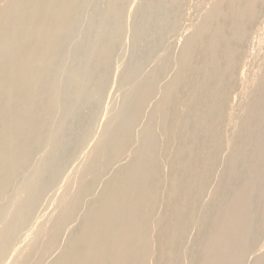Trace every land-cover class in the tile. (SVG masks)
<instances>
[{"label":"bare ground","instance_id":"6f19581e","mask_svg":"<svg viewBox=\"0 0 264 264\" xmlns=\"http://www.w3.org/2000/svg\"><path fill=\"white\" fill-rule=\"evenodd\" d=\"M88 1L89 0H0V224L4 223L0 227V262L5 258V254L6 252L9 251L8 248L10 247V245L12 247L13 240L15 238H19V237H16V233L18 232V229L21 228V226L25 224L24 222L26 221V219H28L29 214L31 213V208L33 206V204H31V200L33 199L36 192H38L37 190L39 188L38 187L39 177L44 172H46L47 167L51 165L49 163H50V156L52 155H46V156L40 157L38 162L36 161L37 162L36 166H34L35 170L32 168V171H30L32 172L30 176L28 174L29 177L27 176L28 178L27 181L24 183L23 180H21L22 183L24 184H21L20 182L21 186H19L20 187L19 189L17 187L18 190L16 189V187L13 186L14 181H16L15 179H16L17 174H18L17 177L21 179L25 177V176L20 177L19 172H22V171L24 172V170L26 169L25 166L28 163V159L30 158L29 156L31 152L33 151V149L36 150L35 147L41 144L42 140L45 137V134H47V133L44 134L45 130L42 132V126L37 127L36 123L37 124L40 123V120H43V122L45 123V121H47L49 117L52 118L53 114L51 112H54V111H51V109L52 108L53 110L55 109L54 104L56 100L59 98L58 100L60 102L64 98V97L63 98L61 97L62 96L60 94L61 91H59L58 89L59 84L57 83L58 85H54V83H52L53 77H54L52 73H55L57 76V70L55 72V69L59 68L57 66V63H58L57 58L59 57L61 53V49L65 48L64 43H66L67 39L72 35V32H74V30H76L77 27L80 30V26H77L76 23H78V21L79 22H82V21L80 20L77 21V19H79L77 17L79 16L78 15L79 13L83 12L84 10L83 8L85 7V5L86 4L88 5L87 3ZM100 1L101 0H99L98 2L101 4L103 0L101 2ZM109 1H108V5L105 4V6H107V8L106 7L105 8H106V12L110 16L109 21L111 22L107 20L106 18L107 14L105 12L104 14L106 15L104 17L106 19L104 18H103L104 20L101 19L102 22H100L101 23L100 28L104 32L102 34H105L106 32L107 35L104 36V42L103 44L101 43L102 46L97 48L98 49V51L96 52L97 57H95L96 53H94V58L95 59L97 58L96 60L95 59L94 60L98 64H101L102 62H105V63L108 62L106 61V59H109L108 54H110V52L113 50L112 49L113 45L116 44L115 37L117 35L116 34L117 31L120 30L121 28L125 29L123 23H126V22H122L121 18L124 19V17L127 15V11H126L127 7L125 8L124 6H125V2H128L129 0H112V1L109 0ZM153 1L154 0H147V3L150 6L149 5L145 6L146 4L144 5L145 7L143 9H145L146 7L149 8L148 12L146 10L147 15L144 13V11H142L143 9H140L142 13L146 15L145 16L146 18L151 19V16L152 18H155V11H153L154 10L153 7L155 8V6H154ZM158 1H160L159 2L160 4L159 3H158L159 5L157 4V9L155 8L156 14L160 13L159 9H162L164 7L170 9L168 13L166 12L167 16L165 15L164 17L162 13L164 18L161 17L160 22H162V19L165 24L171 21L173 23V25H171L172 27L174 26L175 23H178L177 20H179L180 22V19H177L178 16L176 17L175 14H177L176 11L179 9V7L181 5L182 6L184 5L182 4L183 0H170L172 3L170 2L171 5H168L169 7L165 6L167 5L166 3L168 2V0H158ZM158 1L156 2L154 1V2L157 3ZM198 1L200 2V0ZM261 1L262 0H210L209 1L210 5H208L209 6L208 9L206 8V10H204L205 13H203L204 15L203 14H202L203 16L201 15L202 17L201 21L199 20L200 21V22L198 21L199 23L195 22L196 24L194 22H193L194 24L190 23L191 24L190 26L187 24L186 27L188 28L189 26V28L191 29L189 31L190 33L189 34L187 33L186 35H184L185 37H183V39L184 38L185 39L184 41H182V44H180V47H178L177 52L174 53V57H170L171 53L169 54L167 53L168 51H170L169 50L170 45L169 46L165 45L167 47H164L162 50L160 49L159 50L160 52L158 51L160 54L159 53H158L159 55L157 54L158 55L157 61L161 63V66H159L157 62H156L157 64L156 65L155 60L153 61L156 66H159V68L153 74L150 73L152 74V77L150 75L148 83H146L145 81V83L143 82V84L142 83L140 84L141 86L136 85L137 83L134 86H131V83L127 81L128 85L130 83L129 85L130 87H127L130 89L127 91L130 92L131 90V93H134V92L136 93V95L134 94L135 96L133 95L134 97L133 100L131 97H130L131 99L129 98L130 101L128 100V98L124 99V102L125 100H128V103L126 102L127 105H129V107L131 105V107L133 108L130 111L131 114H129L130 113L129 112L128 113L129 115L126 114L127 115L126 117L123 116V113H124L122 111L124 109L123 107L122 110H119V112L120 111L123 112L122 115L118 114L119 112L117 110V114L114 113L116 114V116L115 115L112 116V113L110 116H108L105 122V125L103 126V129H102L103 131L99 139L93 144V146H90L91 148L88 151V154L90 153L92 155V157L90 156L91 161L89 160L90 162H88L87 159H85L88 162V164L84 165V168H82L84 170L83 171L81 170L82 172L78 170L79 172H81L79 173L78 176L74 178L72 177L73 179L68 178L64 182V184L67 185L65 193H63V195L61 193L62 196L59 197V199L55 200L56 203H54L55 204L54 209L51 210L49 215L47 214V218H45V220H43L40 223L37 222L39 225L35 223L38 226H36V228H33L34 230L33 229L31 230L33 231L32 237L34 238H32L29 244H26L25 247H21V250L22 251L24 250V253L22 254L21 257H18V258L16 257L15 261H12L14 264H162V263L163 264H239V262H241L242 254L246 252V246H245V241H246V236H247L246 234L250 232V231H248L247 233L245 232L248 229V226L245 230L243 227L244 222L247 221L246 216H247L249 207H251L249 206V204L251 205L250 198H249L250 197L249 191L252 190L251 189L252 187L250 188L251 190H248V186H250L249 185L250 182L249 184H244L245 187L243 188L241 187L243 185L242 184L240 186L242 190H240L239 192H237L238 189L236 190L235 188L236 186H235L233 189L236 191L234 194L230 196V198L226 199L225 196L221 198L218 195L220 198L218 199L217 197L216 199H218L221 207L220 208L218 207L216 217L218 216L219 218L216 219L215 217V220H213V222L210 223V225L209 224L207 225V223L203 225L204 220L202 222V219H200L202 222V225L201 224L199 225L198 223L200 222V220H198L199 222L196 221V214L200 213L199 215H202L204 213L203 211H205V209L208 207L209 203L207 202H210V200H212L209 198H208L209 201L204 200V197L206 198L209 196L210 198H212L215 195H217L218 188L215 189L214 187V189L211 188L210 190V188L208 189V187H206L207 180L211 179L210 175L212 174L214 178H221L222 176H228L229 178V176L234 175L237 169L236 167L240 163L238 159L232 158L230 160L231 165L228 168L223 167L224 169L222 168L219 169V167L215 165L217 163L216 162L217 154L222 152L220 151L221 147L224 148V146H222L223 144L221 145V142L223 140H220V135L221 134L225 135V134H223L224 132L222 133L219 131L221 130V121L223 120L222 118H223L224 109H225L224 106H226L225 104L228 101V99L231 98L230 93L233 92V89L232 91H230L232 88L230 86L232 85L231 84L232 77L234 78V75H233L234 73L232 72H234L233 70L238 65L237 64L239 63L238 60H240L238 47L232 44H231L232 46L231 45L228 46V44L226 45L225 42L227 41V39H230V38L239 41L247 37L246 35L247 34L246 26L248 25L247 23L252 22V21L254 22V20L256 19V15L259 12V10L257 12V7L260 6L258 4L259 3L261 4ZM142 2H143L142 4H144L143 0ZM99 3L98 5L100 6ZM196 3L197 1L194 4ZM200 3L199 4L197 3L198 6H194V4H191V5H193L194 7L193 6L192 7L195 8V7H199L201 5ZM204 3L206 4V0ZM126 5L128 4L126 3ZM150 8L153 10H151ZM81 10L82 12H80ZM125 11H126V15H125ZM197 12L196 14H198ZM135 14L137 13L133 11V13L131 15L128 14V16L132 18L133 16H135ZM123 15L124 17H122ZM128 16H127V19H129ZM190 19L188 20V22L190 21ZM93 20L95 21V19ZM158 20L156 19L152 20L153 24H154V21L157 22ZM195 20L196 18L194 19V21ZM258 20L259 19L257 18V21ZM135 21L138 22L136 19ZM135 21L134 23H136ZM143 21H145L146 23V19ZM191 21H193V19H191ZM171 22L170 24H172ZM91 23L92 22L90 21L89 24ZM96 23H98L97 20H96ZM139 23L140 22L136 23L138 24V26L135 25L136 28L137 27L141 28V26H139ZM180 24L178 25L180 26ZM75 25H76V28L74 27ZM86 25L88 26V24ZM178 25L176 24L175 27ZM152 26L153 25H151V27ZM161 26H159V28ZM88 28L86 29V31H88ZM92 28H93V24H92ZM95 28L92 29V32L96 31ZM98 28H99V25H98ZM184 28L182 29V31L179 28V31H181L182 35L184 33L183 31ZM247 29L249 28L247 27ZM170 30L172 33H174L172 29ZM86 31H84V34L86 33V36H87L88 32ZM154 31H158V30L154 29ZM138 32L140 33V30ZM135 33L137 34V32ZM251 33L250 35L248 34L249 37H251L252 35ZM90 34L92 35L91 32ZM147 34L149 33H146L145 35L148 36ZM176 34H178V31ZM258 34L259 35L256 34L257 38L260 35L262 36V33L260 34L259 32ZM138 35L139 34H137V36ZM263 37H264V33H263ZM71 38H69V40ZM132 38H135V37H132ZM139 39H143V38L139 37ZM150 40L152 39L150 38ZM177 40L175 42L174 40L172 41L174 46L176 45ZM119 41H118V44L119 43L121 44V42ZM154 43L151 45L156 44ZM164 43H162L163 44L162 46H164ZM72 46H73L72 48H74V46L76 45L73 43ZM147 46H150V45H147ZM156 46H158V44ZM67 48H68V45H67ZM90 48L91 47L88 48L89 51H90ZM171 48L173 49L172 46ZM77 49L78 48H76V50ZM80 50H82V48ZM80 50L78 49V51ZM173 50L175 51V47ZM173 50H171L170 52H173ZM71 51L73 50L71 49ZM148 52L150 53L151 51H149L148 49ZM152 52H155V51H152ZM90 53H93V52H90ZM165 54L166 55L168 54V56L166 57ZM135 56L136 55H134V57ZM152 56L154 57V55L151 54V57ZM138 58H140V56ZM223 59H224V62H221ZM73 60L75 59L73 58ZM79 60H81V58H79ZM82 60H84V58ZM135 61L136 60H134V62ZM145 62H147V60ZM96 63L94 64V66L96 65ZM71 64H68V65L70 66ZM78 64H80V62ZM80 65H83V64H80ZM171 65H173V67L174 66L176 67L175 71L174 70L172 71L173 67L170 68ZM94 66L93 68H95ZM107 66L109 65L107 64ZM88 68H89V65H88ZM133 68H136V67H133ZM169 68L171 69L172 73L173 72L174 73L173 74L171 73L173 76L171 75L169 79L167 78L168 81L166 79V82H165L163 73H165V71L169 72L170 70ZM68 69L69 68H66V70ZM80 70L82 71L83 69H80ZM74 71H73L74 75H73L72 81L68 79L66 76V79H68V82L69 80L71 82L72 89L70 88L69 89L70 92H68L70 93L69 99L71 100H73L72 98L75 99V96H78L80 94V89L82 90L81 88L82 81H83L82 79H84L83 76L85 77V74L82 76L81 72L76 71V70ZM94 71L95 69H93V72ZM103 71L106 72V69ZM259 71L262 72L263 75L259 74L260 76L261 75L262 76L259 79H254L253 84L251 85V87H253V85H255L254 83H256V88H254L255 86L253 87L255 95L252 94L255 97V100L253 101V104L249 106L246 105V103L249 100H252L251 99L252 95L250 94V90H249V94L251 95L250 99L248 98V101H246V103L243 104V105L248 106L247 108H245L246 106L244 107V109H246L247 111L245 112L240 111L244 113L248 112L246 114L250 115V117L247 118L246 114L244 115V113L243 115H240V113L237 114V112H239L238 110L240 108L241 109L243 108L242 106V107H239V109L236 111V113L234 114L235 116L233 115V120L232 121L230 120V123H232L234 122L235 117L236 118L239 117L242 119L243 118L242 116H245L247 119L243 118L244 119V120L242 119L243 121L242 120L239 121L240 120L239 119L237 120L239 122H237L235 120L237 122L236 127L238 126L241 129H243L244 127L242 126L243 127L242 128L241 125L244 124V126L245 125L250 126V129L254 130V132L257 131L256 129L259 128V126L261 127L264 124V65H262V70L259 69ZM84 72H86L85 69H84ZM91 72L88 75H92L93 73L91 74ZM99 74H101V72ZM99 74H97L96 72L95 75H99ZM130 74L132 75L133 73H130ZM167 74L169 75V73H165L164 75H167ZM95 75H93V77H95ZM101 76L103 75L101 74ZM101 76L98 78L102 80ZM146 76L148 77L149 75L146 74ZM131 77L135 80L138 79V78H134L135 76L134 77L131 76ZM88 78L91 79V81L89 80V83L94 81L92 80L91 77H88ZM142 78L144 79L145 77H142ZM86 79H87V76H86ZM100 79L97 81L98 82L101 81ZM56 80H55V83L58 82V80L57 81ZM127 80H129V77L127 78ZM248 80L251 81L250 79ZM97 81L95 80V82ZM68 82L66 81V84ZM102 82L103 81H101V83ZM122 83H125V85L123 84V87L124 89H126L125 87L127 86L126 81L124 82L122 81ZM88 85L85 83L86 88H89ZM93 86L91 88H93ZM180 86L189 90L188 91L189 94L192 92V94L188 96L189 98L186 101L177 92ZM123 87L120 86V88H118V92L120 89V92L123 93V91H121V89L123 90ZM229 87H230V90H229ZM60 88H62V86ZM86 90L87 89H85V91ZM87 92H92V90L87 91ZM245 92L246 91L241 92V93H245ZM251 93H253V91ZM119 97L122 98V96H119ZM88 100L93 101V96L89 95L87 98V101ZM152 100H154L152 104L154 106L153 108H149L148 105ZM237 101L239 102L238 99ZM59 102L57 104H61ZM84 102L86 104V99L84 100ZM120 102L121 103L123 102L122 99ZM120 102H118L119 103L118 105L119 107H122L123 106L122 104L124 102L121 105H120ZM200 102L201 103L203 102L206 105L205 106L202 103L205 106V108H203L202 110L201 109L199 110V108L192 107L194 103H200ZM126 103L124 106H126ZM240 103L242 104L243 102L241 101ZM68 104L70 103L68 102ZM88 104L89 103H87L86 107H88ZM171 104H172L173 110H176V111L180 110L181 112H186V115H185L186 117H183L184 119H181L182 115L180 112V115H181V116L179 115L180 120L179 119L174 120L171 116V113H169L166 110L167 105H171ZM66 108H67V105H66ZM71 109H73V107ZM70 111L67 110L66 112H69L71 116ZM64 112H65V107H64ZM225 112L227 111L225 110ZM76 113L74 111L72 114L76 115ZM77 115L79 114L77 113ZM90 115L92 116V114ZM236 115H240L241 117L236 116ZM64 118L62 120H64ZM226 118L228 117L226 116ZM36 119L37 120L40 119L39 122L37 121L35 123ZM84 119L86 118L84 117L83 120ZM254 119H257L256 123H258V126H256L255 123H253V121H255ZM51 120H49L50 124L52 123ZM70 120L72 121V119ZM91 121L92 120H90L89 123ZM190 121L196 122L194 127L189 126ZM82 123L84 125L85 121ZM72 124H74V121ZM45 125L47 124L45 123L43 127ZM69 125L71 126V122L69 123ZM48 126L50 125L48 124ZM224 126L227 127V124ZM230 128L231 130L232 128L235 130V125L234 127L232 126ZM69 129L67 128V126H64L63 129H59V131H56V133L54 132V134H52L51 136H49L48 134L50 133H48L47 136H49L48 139H49V144H51L50 146H53L52 148L59 147L60 142H62L61 144L65 145L64 141L61 139L63 137H66L65 136L66 134L64 135V133H66V131L69 132L70 131ZM75 129L77 128L75 127ZM231 130L229 131L230 133H231ZM47 131H48V128H47ZM81 131H83L81 134L78 133L79 135H82V137L79 136V138L81 139V142L85 141L89 137L91 138L92 130L90 131L88 128H84ZM72 132L70 131V134ZM238 132H239V129H238ZM200 133H203L205 135V140L203 144L201 145V148H196L193 142L181 144V142L186 141L189 137L190 139L195 138ZM233 133L236 135V131ZM234 134H231L234 137V142L231 141L232 138H228L229 140L228 139L227 140L229 144H227V146L228 147L231 146L230 144V141H231L233 142L232 146L233 147L235 146L234 151H237L236 149H238V152H240L239 151L240 149L245 150L244 144L243 145L240 144L242 139H240L238 136H236L235 138ZM222 135H221V138H222ZM70 137H66L65 139L69 138V141H70ZM260 138L263 139L262 137ZM73 139L75 140V137ZM77 140L79 139H76V142ZM175 141H177L176 143L178 144L177 149H174L175 147L173 148V142ZM45 143H47V141ZM224 143H227V142H224ZM44 145H47V144H44ZM82 145L84 148L85 143L84 144L82 143ZM169 145L172 146L173 149H171ZM259 146L264 147V145H259ZM41 148H44V147L41 146ZM59 148H62V147H59ZM71 148H72V145H71ZM247 148L249 147L247 146ZM46 149H49V148H46ZM168 149L175 151L173 155L169 153L171 156L167 154L169 157H167V155L165 154L169 151ZM43 151L45 150H42V152ZM60 152H62V150ZM85 153L87 152L85 151ZM69 156H71V154ZM186 156H188L189 158L190 156L191 157L193 156V161L189 163L186 160ZM55 157H56V154H55ZM251 157L253 156L251 155ZM246 160H248V158ZM257 160H260V159H257ZM64 162L62 161L61 163H64ZM257 162L256 164L253 162L251 163V166L248 169L250 173L254 174V169H256L257 167H261L262 165L264 167V164H261V163H260L261 165L259 164L260 166H258ZM81 163L84 164L85 161ZM242 163L243 162L241 161V164ZM249 165H250V162H249ZM53 167H51V170ZM81 167H83V165ZM23 168L25 169L23 170ZM26 170H28V168ZM256 171L257 170H255V172ZM50 175L52 174L50 173ZM102 175L105 176L103 180L100 178V177H103ZM253 179H254L253 180L254 182L255 179L257 178L254 177ZM19 181L20 180H18V183ZM98 181L100 183V184L98 183L100 187H98L99 186L98 185L97 187L99 189H97L95 192L94 189L97 188L95 186ZM12 186L17 190V193L15 195L16 197L11 196L12 199H10V197L9 199L13 201L16 198L15 199L16 204H14V207L17 205L16 207L17 211L15 210L16 208L14 209V207L12 206L13 208L11 209L15 210L16 213L14 214V211H13V214H14L13 218L9 214V216L12 219L6 221V218L3 219L2 216L4 215L7 216V215L3 214L2 212L3 210L6 211L7 208L5 207V209H3L4 208L3 206H5L4 202L7 198L6 197L7 194L11 193L9 191L11 190ZM12 193L14 194V192ZM204 193L206 194V196H204L205 195ZM86 196L87 197L91 196V197L90 199L88 197L89 200L87 199L86 200L87 202L85 201L86 202L85 203L83 199ZM227 196H229V194ZM8 202L7 204L10 205ZM11 204L13 205V203ZM211 204L213 203L209 204L210 207H211ZM40 205H41V202H40ZM261 213H264V212H261ZM197 219H198V216H197ZM4 220L5 222H3ZM73 222H76L75 225L77 226V228L75 230H69ZM192 223H194L193 225L195 227V231H196V228H198L197 233L195 232L197 236L200 233V232L198 233V230L199 228H201V235L199 236L200 237L202 236V237L201 239L198 240V242H200L199 244L202 248L201 249L202 252L200 253L201 256L199 258H195V257L191 258L190 254H188L190 250L183 247V242L186 239V234L189 235V233H187L188 231L186 232V230H189L188 227L191 228ZM28 226L26 228H28ZM252 227L254 226L252 225ZM31 231L29 232L30 238H31L30 236ZM26 235L28 236V234ZM64 235H66L65 241L63 240ZM197 236L195 235V237ZM192 239L193 238H191V240ZM246 244H249V242H247ZM193 246L195 247L194 243H193ZM190 247L189 249H191ZM249 250H252V248ZM50 254H52L53 257H50L51 260L48 262V258H49L48 255ZM20 255L21 254L16 255V256H20ZM255 257L257 256L255 255Z\"/></svg>","mask_w":264,"mask_h":264},{"label":"rangeland","instance_id":"374dc122","mask_svg":"<svg viewBox=\"0 0 264 264\" xmlns=\"http://www.w3.org/2000/svg\"><path fill=\"white\" fill-rule=\"evenodd\" d=\"M99 0H89L87 3H88V5L86 6L85 5V7L83 8L84 10H83V12H82V10L80 11V12H82V13H79L78 15V17L77 18H79V19H77V21L78 20H80V21H82V22H79L78 21V23H76L77 24V26H80V30H79V28L77 27L76 28V25L74 26L75 28H76V30H74V32H72V35L69 37V38H71L72 36H74V37H72V38H74V39H70L69 40V38L67 39V41H66V43H64L65 44V48L63 49H61V53H60V55H59V57L60 56H62V57H58L57 59H58V63H57V66L61 69H59V68H56L55 69V72H56V70H57V76H56V74L55 73H52V75L54 76H52L53 77V82L52 83H54V85H58V89H59V91H61L60 92V94L62 95H60L63 99L59 102V98L56 100V102H55V104H54V110H53V108L51 109V111H54V112H51L52 114H53V116L52 115H50V116H52V118H54V119H52V118H48V120L47 121H45V123L47 124V125H45L44 127H43V125L45 124L44 122H43V120H40V119H36V121H35V123L38 121L39 122V120H40V123H41V125H40V123H36V126L37 127H41L42 126V132L44 131V134L45 133H50V134H48L49 136H51L52 134H54V132L56 133V131H59V129H63V127L64 126H67V128L69 129V128H71V129H69L72 133L71 134H73V135H71L70 134V131L69 132H67L66 131V133H64V135L66 136V137H70V141H69V138H67V139H65L66 137H63L61 140H63L64 141V144L65 145H63V144H61L62 142H60V145H62V146H60L59 145V147H62V148H59V147H55V148H52L53 146H50L51 144H49V136H47V134H45V137H44V139L42 140V142H43V144H42V142H41V144L40 145H38V146H36L35 147V149L36 150H34L33 149V154H32V152H31V154H30V160L28 159V163L27 164H29V165H27L26 164V166H25V168L27 169L28 168V170H26L25 168H23V170H24V172L22 173V172H19V176L21 177H24V178H19V177H17L18 176V174L16 175V181H14V187H16V189H17V187H18V189L20 188L19 186H21V184H24L26 181H27V176H28V174H29V176H30V174L32 173V172H30V171H32V168L35 170V167L34 166H36V164H37V162H38V160H39V158L40 157H43V156H46V155H52V156H50V163L49 164H51V165H49L48 167H47V169H46V172H44L40 177H39V180H38V192H36V194L34 195V197H33V199L31 200V204H33V206H32V208H31V213L29 214V217H28V219H26V221L24 222L25 224L24 225H22L21 226V228H19L18 229V232L16 233V237H19V238H15L14 240H13V242H12V247H11V245H10V247L8 248V252H6V254H5V258L0 262V264H11V262L12 261H15V258L17 257H21L22 256V254L24 253V250L22 251L21 250V247H25V245L26 244H29V242L32 240V238H34V237H32V233H33V231H31L33 228H36V226H38L39 224L38 223H40V222H42L43 220H45V218H47V214L49 215V213L51 212V210H53L54 209V206H55V204L54 203H56V199H59V197H61L62 195H63V193H65V191H66V186L67 185H65L64 184V182L69 178H74V177H76V176H78L79 175V173H81L84 169H82V168H84V165H87L88 164V162H90L91 160H90V156L92 157V155L89 153L88 154V151L90 150V146H93V144L99 139V137H100V135H101V133H102V129H103V126L105 125V122H106V120H107V118H108V116H110L111 115V113H112V116H116V114H117V110H118V112H119V110H122V108L124 107V109L122 110V111H120L118 114H121L122 115V113H123V116H127V115H129V114H131V109H133L132 107H131V105H130V107H129V105H127V103H128V100L130 101V99L132 98V100H133V95L135 94L136 95V93L134 92V93H131V90H130V92L129 91H127V90H129L130 88H127V87H130L129 85H130V83H131V86H134L136 83V85H140L141 83L143 84V82L145 83V81H146V83H148V81H149V77H150V75H151V77H152V74L154 73V72H156L157 71V69L159 68V66H161V63L159 62V61H157V56L160 54L159 52V50L161 49H163L164 47H167V46H165V45H170L169 46V50L171 51V50H173L174 49V47H175V51L173 50V52H170V51H168L167 53L169 54V53H173L172 54V56H171V54H170V57H174V53H176L177 52V49H178V47H180V44H182V41H184V39H183V37H185L184 35H186L187 33L189 34L190 32V28H189V26L191 25V24H194L195 22H198L199 20L201 21V15L203 14V13H205L204 12V10H206V8L208 9V5H210L209 4V1L210 0H206V4L204 3L205 2V0H200V2L198 1V0H189V1H187V0H183V2H182V4H184L182 7L180 6L179 7V9L176 11L177 12V14H175V16L177 17V19H180V22H181V24H180V22H179V20H177L178 21V23H175L174 24V26L172 27L171 25H173V23L171 22V21H169L168 23L170 24V22L172 23V24H170V26H169V24L168 23H164L163 22V19H162V22H160V18L162 17V18H164L165 17V15L168 13V11H170V9L169 8H162L163 9V11H162V9H159V12L160 13H157L156 14V9H157V4L160 2V1H158V0H154L155 2L156 1H158L157 3H155L154 1H153V3H154V6H155V8L153 7V9H151V10H153V11H155V18H152V16H151V19L150 18H146L145 16L147 15V13H146V10H147V12H148V10H149V8L148 7H146L145 9H143L145 6H148L149 4L147 3V0L145 1V0H143L144 1V4H142L143 2H142V0H129L128 2H125V8L127 9L126 11H127V15H126V11H125V17H124V15L122 16V17H124V19L123 18H121L122 20V22H126V23H123V25H124V27H125V29L124 28H121L120 30H118L117 31V35H116V37H115V43L116 44H114L113 45V47H112V51L110 52V54H108V58L109 59H106V61H108V62H102L101 64H98V63H96V59L94 58V53H96L97 51H98V49L97 48H99L100 46H102L101 45V43L103 44V42H104V36H106L107 34H106V32H105V34H102V33H104L103 31H102V29L100 28L101 27V23L100 22H102V20L101 19H106L107 18V20L109 21V14L106 12V8H107V6H105V4H107L108 5V1L109 0H101L100 2H101V4L98 2ZM107 1V2H106ZM112 1V0H111ZM191 1H192V3H191ZM194 1V2H193ZM197 1V3L199 4H201L199 7H195V8H193L194 6H198V4L196 3V4H194L195 2ZM264 0H262L261 1V4H262V2H263ZM95 2V3H94ZM104 2V3H103ZM110 2V1H109ZM169 2V3H168ZM168 2L166 3L167 5H165L166 7L168 6V5H171V1L170 0H168ZM171 2V3H170ZM213 2V1H212ZM90 3V4H89ZM94 3V4H93ZM97 3V4H96ZM98 3L100 4V6L98 5ZM103 3V4H102ZM126 3L128 4V5H126ZM203 3V4H202ZM211 3V2H210ZM139 6H138V5ZM146 4V5H145ZM160 4V3H159ZM158 4V5H159ZM191 4H194V6L193 5H191ZM206 5V7H205V5ZM261 4L259 3L258 5H260V6H258L257 7V12H258V10H259V14L257 13V15H256V19L254 20V22L252 21V22H248L245 26H246V32H247V37H245V38H243V39H241V40H239V41H237V40H235V39H227V41L225 42V44L227 45L228 44V46H230L231 44L232 45H236L237 47H238V49H239V55H240V60H238V62L239 63H237L238 65L236 66V68L233 70L234 72H232V73H234L233 75H234V78L232 77V81H231V84L232 85H230L232 88H231V90H230V87H229V90L230 91H232V89H233V92L232 93H230L231 95V98L230 99H228V103L226 102V106H224V114H223V120L221 121V130L219 131V132H224L223 134H225V135H222L221 133V135H222V138H224V136H225V138L224 139H222L221 138V135H220V140H223L224 142H227V143H224L223 141L221 142V145L222 146H224V148H222L221 147V149H220V151H222V152H220V153H218L217 154V157H216V162L218 163H216L215 165H217L218 167H219V169H224V168H228L230 165H231V159L232 158H235V159H238L239 160V166L237 165V169H236V171H235V173H234V175H232V176H229V178H228V176H222L221 178H214L213 177V175L211 174L209 177L211 178L210 180H207V186L206 187H208V189L210 188V190H211V188L212 189H214V187H215V189L216 188H218V191H217V195H215L214 197H212V198H210L209 196L208 197H204V196H206V192L204 193L205 195L203 196L204 197V200H207V201H209V199H212V200H210V202H207V203H213V204H211V207L209 206V204H208V207L205 209V211H203L202 213V215H199L200 213H197L196 214V221H198V220H200V219H202V222H203V220H204V223H203V225L204 224H206L207 223V225L209 224L210 225V223H212L213 222V220H215V217H216V214H217V210H218V207L220 208L221 206H220V203H219V201H218V199L221 197H224L225 196V198L227 199V198H230V196L232 195V194H234L235 193V191L238 189V191L237 192H239L240 190H242L241 189V187L243 188V187H245V185L244 184H249V182H250V186H248V190H251V191H249V198H250V203H251V205L249 204V206H251V207H249V210H248V213H247V221H245L244 222V230L247 228V226H248V229L245 231L246 233L248 232V231H250V232H252V233H250V232H248L246 235V241H245V246H246V252H244L243 254H242V257H241V262H239V264H259V263H261V264H264V213H261V212H264V167H263V165L261 166V167H257L256 169H254V174L253 173H250L249 172V167L251 166V163L253 162V163H255L256 164V162L258 163V166H260L261 164H264V147H261V146H259V145H264V128H263V126H264V124L260 127L259 126V128H257L256 130L257 131H255L254 132V130H251L250 129V126H244V124L243 125H241V127L243 128V129H241L240 127H236V125H237V122H239V121H241L243 118L244 119H247L248 117H250V115H247L246 113H248V112H246V113H244L245 111H247L246 109H244V107L246 106V105H251V104H253V101L255 100V97L252 95V94H254L255 95V93H254V89H253V87L254 88H256V83H254L255 85H253V87H251V85L253 84V80L254 79H259L263 74H262V72H260L259 71V69H261L262 70V65H264V37H263V33H264V2H263V4H262V6H261ZM94 5V6H93ZM137 5V6H136ZM145 5V6H144ZM202 5H204V6H202ZM93 6V7H92ZM96 6H97V8H96ZM104 7V8H102V7ZM150 6V5H149ZM193 6V7H192ZM95 7V8H94ZM106 7V8H105ZM140 7V8H139ZM152 7V6H151ZM169 7V6H168ZM201 7V8H200ZM91 8H93V9H91ZM98 8H100V9H98ZM102 8V9H101ZM203 8V9H202ZM259 8V9H258ZM135 9V10H134ZM140 9H143L142 11H144V13L146 14H144V13H142V11L140 10ZM196 11H195V10ZM86 10V11H85ZM93 10V11H92ZM100 10V11H99ZM104 10V11H103ZM141 11V13H140V11ZM197 10H198V12H197ZM88 11V12H87ZM133 11L134 12H136L137 14H135V16H133L132 18H130L129 16H128V14L129 15H131L132 13H133ZM138 11V12H137ZM158 11V10H157ZM261 11V12H260ZM93 12V13H92ZM95 12H96V14H95ZM100 12V13H99ZM106 12V14H104ZM167 12V13H166ZM175 12V13H176ZM194 12H195V14H196V12L198 13V14H196V16H195V14H194ZM90 13V14H89ZM99 13V14H98ZM131 13V14H130ZM162 13H163V15H164V17H163V15H162ZM81 14V15H80ZM83 14V15H82ZM92 14H94V15H92ZM143 14H144V16H143ZM89 15V16H88ZM90 15H92V16H90ZM106 15V18L104 17ZM138 15V16H137ZM198 15V16H197ZM204 15V14H203ZM202 15V16H203ZM81 16V17H80ZM108 16V17H107ZM127 16L129 17V19H127ZM140 16V17H139ZM159 16V17H158ZM167 16V15H166ZM258 16V17H257ZM92 18V20H91V18ZM100 17H102V18H100ZM136 17V18H135ZM142 17V18H141ZM157 17V18H156ZM194 17V18H193ZM261 17V18H260ZM83 20H82V19ZM142 19V20H140V19ZM193 19V21H191V19ZM196 18V20L194 21V19ZM198 18V19H197ZM257 18L259 19L258 21H257ZM92 22L91 24H89L90 23V21ZM93 19H95V21L93 20ZM98 19H99V21H98ZM103 19V20H104ZM135 19L138 21V22H140L139 23V26H141V28L140 27H137L136 28V26H138V24H136V23H138V22H136L135 21ZM146 19V23H145V21H143V20H145ZM158 20L157 22L156 21H154V24H153V22H152V20ZM190 19V21L188 22V20ZM96 20H97V22L98 23H96ZM133 20V21H132ZM149 20V21H148ZM151 20V21H150ZM134 21L136 22V23H134ZM150 23H148V22ZM199 21V22H200ZM257 21V22H256ZM261 21V22H260ZM87 22V23H86ZM89 22V23H88ZM109 22H111V21H109ZM132 22V23H131ZM160 22V23H159ZM176 22V21H175ZM188 22V23H187ZM194 22V23H193ZM198 22V23H199ZM143 23V24H142ZM191 23V24H190ZM253 23V24H252ZM263 25H262V24ZM86 24H88V26L86 25ZM92 24H93V28H92ZM132 24V25H131ZM178 25V24H180V26H182V27H180L179 25L178 26H176L175 27V25ZM187 24L189 25L188 26V28L186 27L187 26ZM196 24V23H195ZM252 24V25H251ZM259 24V25H258ZM98 25H99V28H98ZM126 25V26H125ZM130 25V26H129ZM136 25V26H135ZM151 25H153L152 27H151ZM162 25V26H161ZM184 25V26H183ZM142 26H144V27H146V28H144V27H142ZM159 26H161L160 28H159ZM89 27V28H88ZM96 27V28H95ZM123 27V26H122ZM139 31L140 30V33L135 29V28ZM151 27V28H150ZM186 29H185V28ZM247 27L250 29H247ZM74 28V29H75ZM88 28V31H86V29ZM95 28V30L96 31H94V32H92V29H94ZM132 28V29H131ZM149 28V29H148ZM155 30H158V31H154V29ZM174 28V29H173ZM179 28H180V30L182 31V29L184 28V33H183V35L181 34V31H179ZM85 29V30H84ZM124 29V30H123ZM170 29H172V31H174V33L176 34L177 33V31H178V34H174V33H172L171 32V30ZM189 29V30H188ZM263 29V30H262ZM78 30V31H77ZM82 30V31H81ZM136 30V31H135ZM177 30V31H176ZM257 30V31H256ZM262 30V31H261ZM80 31V32H79ZM84 31H86V32H88V34H87V36H88V38H87V36H86V33L84 34ZM98 31V32H97ZM137 32V34H139V35H143V37H142V35L141 36H137V34L135 33V32ZM142 31V32H141ZM253 31V32H252ZM260 32V34L262 33V36L260 35L258 38H257V36H256V34L257 35H259L258 33ZM90 32L92 33V35L90 34ZM96 32V33H95ZM100 32V33H99ZM120 32H122V33H120ZM132 34H130V33ZM133 32H134V34H133ZM157 34H156V33ZM186 32V33H185ZM249 32V33H248ZM252 32V33H251ZM257 32V33H256ZM76 33V34H75ZM146 33H149V34H147L148 36H146L145 34ZM250 33L252 34L251 35V37H249V35H250ZM76 36H75V35ZM96 34V35H95ZM102 34V35H101ZM136 34V35H135ZM151 34H153V35H151ZM157 36H156V35ZM175 36H173V35ZM249 34V35H248ZM83 35V36H82ZM100 35V36H99ZM134 35V36H133ZM150 35V36H149ZM155 35V36H154ZM255 35V36H254ZM80 36V37H79ZM82 36V37H81ZM85 36V37H84ZM96 36V37H95ZM98 36V37H97ZM118 36V37H117ZM131 36V37H130ZM137 36V37H136ZM146 36V37H145ZM151 36H153V37H151ZM77 37H78V39H77ZM132 37H135V38H132ZM139 37L140 38H143V39H139ZM146 39H145V38ZM152 39V40H150V38ZM261 37V38H260ZM137 38V39H136ZM166 40H165V39ZM263 38V39H262ZM102 41H101V40ZM118 39V40H117ZM145 39V40H144ZM150 41H148V40ZM159 39V40H158ZM161 39V40H160ZM170 39V40H169ZM177 40V42H176V45L174 46V44H173V40H174V42ZM69 40V41H68ZM73 40V41H72ZM74 40H75V42H74ZM91 40V41H90ZM93 40V41H92ZM117 40V41H116ZM120 40V41H119ZM130 40H131V42H130ZM142 40V41H141ZM156 40V41H155ZM157 40H158V42H157ZM162 40H163V42H162ZM259 40V41H258ZM263 40V41H262ZM71 41V42H70ZM118 41L119 42H121V44L119 43L118 44ZM152 41H153V43L155 44V45H151V44H153L152 43ZM168 42V44H167V42ZM261 41V42H260ZM100 42V43H99ZM141 42V43H140ZM164 42H166V43H164ZM172 42V43H171ZM181 42V43H180ZM71 43V44H70ZM73 43L76 45V46H74V48H72L73 46ZM79 44V45H77V44ZM140 43V44H139ZM162 43H164V46H162L163 44ZM178 43V44H177ZM68 45V48H67V45ZM88 46H86V45ZM142 44V45H141ZM158 44V46H156ZM173 44V45H172ZM85 45V46H84ZM89 45H91V46H89ZM134 45V46H133ZM147 45H150V46H147ZM159 45H161V46H159ZM231 45V46H232ZM64 46V45H63ZM155 46V47H154ZM171 46L173 47V49L171 48ZM84 47V48H83ZM89 47H91L90 48V51L88 50V48ZM139 47V48H138ZM145 47H146V49H145ZM76 48H78L79 50L82 48V50H80V51H78V49L76 50ZM153 50H152V49ZM171 48V49H170ZM68 49V50H67ZM71 49L73 50V51H71ZM85 49V50H84ZM148 49H149V51H151L150 53L148 52ZM156 49H157V51H156ZM66 50V51H65ZM114 50H115V52H114ZM85 52V54H84V52ZM89 51V52H88ZM152 51H155V52H152ZM159 51V52H158ZM66 52V53H65ZM75 52V53H74ZM83 52V53H82ZM90 52H93V53H90ZM139 52V53H138ZM63 53V54H62ZM146 53H147V55H146ZM149 53V54H148ZM159 53V54H158ZM65 54H66V56H65ZM72 54V55H71ZM82 56H80V55ZM84 54V55H83ZM113 54V55H112ZM137 54H138V56H137ZM141 54H143V55H141ZM151 54L152 55H154V57L152 56L151 57ZM158 54V55H157ZM168 54L166 55L165 54V56L167 57L168 56ZM77 55V56H76ZM96 56L95 57H97V53L95 54ZM134 55H136L135 57H134ZM146 55V56H145ZM79 56V57H78ZM86 56V57H85ZM140 56V58H138ZM143 56V57H142ZM88 57V58H87ZM93 57V58H92ZM146 57V58H145ZM151 57V58H150ZM61 58H63V59H61ZM67 58V59H66ZM73 58L75 59V60H73ZM79 58H81V60H79ZM84 58V60H82ZM87 58V59H86ZM138 58V59H137ZM142 58V59H141ZM147 58H149V59H147ZM159 58V57H158ZM202 58V57H201ZM89 59V60H88ZM91 59V60H90ZM95 59V60H94ZM260 59V60H259ZM59 60H60V62H59ZM65 60H67V61H65ZM70 60H72V61H70ZM76 60H77V62H76ZM78 60H79V62H80V64H83V65H80V64H78L79 62H78ZM109 60H111V61H109ZM134 60H136L135 62H134ZM140 60V61H139ZM147 60V62H145V61ZM152 60V61H151ZM155 60V64H156V62H157V64H159V66H156L155 64H154V61ZM263 62H262V61ZM62 61V62H61ZM63 61H65V62H63ZM88 61V62H87ZM139 61V62H138ZM151 61V62H150ZM259 61H260V63H259ZM70 62V63H69ZM71 62H72V64H71ZM75 62V63H74ZM85 62V63H84ZM96 63V65L94 66V64ZM136 62H138V63H136ZM141 62V63H140ZM221 62H224V59L221 61ZM262 62V63H261ZM62 63V64H61ZM74 63V64H73ZM106 65H105V64ZM134 63V64H133ZM136 63V64H135ZM139 63H140V65H139ZM148 63V64H147ZM258 63V64H257ZM68 64H71L70 66L68 65ZM78 64V65H77ZM93 64V65H92ZM98 64V65H97ZM104 64V65H103ZM107 64L110 66H107ZM151 64V65H150ZM240 64V65H239ZM60 65H61V67H60ZM64 65V66H63ZM73 65V66H72ZM88 65H89V68H88ZM90 65H91V67H90ZM100 65V66H99ZM133 65V66H132ZM139 65V66H138ZM142 65V66H141ZM257 65V66H256ZM56 66V67H57ZM83 66V67H82ZM85 66V67H84ZM93 66L95 67V68H93ZM102 66H103V68H102ZM154 66V67H153ZM69 68L68 70H66V68ZM80 67H82V68H80ZM97 67V68H96ZM106 67V68H105ZM133 67H136V68H133ZM143 67V68H142ZM173 67V65H171L170 66V68H172ZM259 67H261V68H259ZM74 68V69H73ZM100 68V69H99ZM132 68V69H131ZM141 68V69H140ZM169 68V69H170ZM175 66L173 67V69H172V71L174 70L175 71ZM252 68V69H251ZM64 69V70H63ZM74 71V70H76V71H79V72H81V75L83 76L84 74H85V77L83 76V78L84 79H82L83 81H82V90L80 89V96L78 97V96H75V99L74 98H72L73 100H71V99H69V94L70 93H68V92H70V88L72 89V87H71V82H70V80L72 81V79H73V75H74V72L72 71V70ZM80 69H83L82 71L80 70ZM84 69L86 70V72H84ZM92 69V70H91ZM93 69H95V71L93 72ZM105 70L106 69V72L105 71H103V70ZM136 69H137V71H138V69H139V71H138V73H137V71H136ZM145 69V70H144ZM151 69V70H150ZM90 70V71H89ZM102 70V71H101ZM131 70V71H130ZM248 70V71H247ZM54 71V70H53ZM88 71H89V73L91 72V74L92 75H88L89 73H88ZM124 71H125V73H124ZM126 71H127V73H126ZM130 71V72H129ZM134 71V72H133ZM142 71V72H141ZM151 71V72H150ZM172 71H171V69L169 70V72H166L165 71V73H169V75L167 74V75H164L165 73H163V76H164V78H165V82H166V79L168 78H170L171 77V75L174 73H172ZM60 72V73H59ZM72 72H73V74H72ZM96 72H97V74H99L100 72H101V74L104 76H101V74H99V75H95L96 74ZM105 74H103V73ZM122 72H123V74H122ZM149 72V73H148ZM255 72V73H254ZM63 73V74H62ZM66 73V74H65ZM70 75H69V74ZM130 73H133L132 75L130 74ZM140 73H141V75H140ZM150 73H152V74H150ZM172 73V74H171ZM55 74V75H54ZM87 74V75H86ZM106 74H108V75H106ZM128 74V75H127ZM146 74L147 75H149L148 77L146 76ZM250 74H252V75H250ZM259 74H262L261 76L259 75ZM69 75V76H68ZM93 75H95V77H96V79H95V77H93ZM123 75V76H122ZM143 75V76H142ZM64 76V77H63ZM66 76H67V78L68 79H70L69 80V82H68V79H66ZM72 76V77H71ZM86 76H87V79H86ZM101 76V78H102V80L100 79V78H98V77H100ZM106 76V77H105ZM131 76H135L134 78H138V79H133ZM173 76V75H172ZM249 76H251V77H249ZM59 79H58V78ZM71 77V78H70ZM88 77H93L92 78V80H94V81H92L91 83H89V80L91 81V79H89ZM129 77V80H127V78ZM139 77H141V78H139ZM142 77H145L144 79L142 78ZM246 77V78H245ZM55 78V79H54ZM66 80H65V79ZM130 78H132V79H130ZM58 80V82H56L55 83V80ZM101 80V81H103L102 83H101V81H97V80ZM106 79V80H105ZM168 79H167V81H168ZM248 79H250L251 81H249ZM56 80V81H57ZM95 80L97 81V82H95ZM132 80V81H131ZM135 80V81H134ZM139 80H141V81H139ZM143 80V81H142ZM66 81L68 82L67 84H66ZM85 81V82H84ZM88 81V82H87ZM122 81L124 82V81H126V84H127V86H125L126 87V89H124V87H123V84L125 85V83H122ZM127 81H129L130 83H129V85H128V82ZM137 81V82H136ZM139 81V82H138ZM234 81V82H233ZM61 82V83H60ZM63 82V83H62ZM122 83V84H120V83ZM133 82H134V84H133ZM233 82V83H232ZM58 83V84H57ZM69 83H70V85H69ZM85 83L88 85V87L89 88H86V86H85ZM98 83V84H97ZM120 84V86H122L123 87V90L121 89V91H123V93L122 92H120V89H119V92H118V88H120V86H119V84ZM62 84V85H61ZM84 84V85H83ZM95 84V85H94ZM241 84V85H240ZM248 84V85H247ZM53 85V84H52ZM62 86V88H60L61 86ZM67 85V86H66ZM95 87H94V86ZM100 85V86H99ZM246 85V86H245ZM65 86V87H64ZM84 86V87H83ZM93 86V88H91ZM118 86V87H117ZM141 86V85H140ZM244 86V87H243ZM249 86V87H248ZM69 87V88H68ZM101 87V88H100ZM252 89H251V88ZM84 88V89H83ZM96 88V89H95ZM99 88V89H98ZM85 89H87L86 91H85ZM247 89V90H246ZM69 90V91H68ZM90 90H92V92H87V91H90ZM124 90H125V92L127 93H125L124 92ZM249 90H250V94L252 95V97H251V99L252 100H249L248 101V98L250 99V94H249ZM63 91H65V92H63ZM189 90H187V89H185L184 87H182V86H180L179 88H178V90H177V92H178V94L186 101L189 97L188 96H190L191 94H192V92L189 94V92H188ZM235 91H236V93H235ZM244 91H246L245 93H241V92H244ZM253 91V93H251ZM63 92V93H62ZM84 92V93H83ZM85 92H87V93H85ZM96 92V93H95ZM248 92V93H247ZM90 93V94H89ZM94 93V94H93ZM98 93V94H97ZM116 93H118V94H116ZM129 93H130V95H129ZM247 93V94H246ZM88 94V95H87ZM93 94V95H92ZM123 94V95H122ZM240 94H241V96H240ZM243 94V95H242ZM89 95H91V96H93V101L91 100H88L87 101V98H88V96ZM96 95V96H95ZM99 95V96H98ZM118 95V96H117ZM134 95V96H135ZM82 96V97H81ZM85 96V97H84ZM95 96V97H94ZM98 96V97H97ZM117 96V97H116ZM119 96H122V98L121 97H119ZM243 96V97H242ZM249 96V97H248ZM61 97H60V99H61ZM66 97V98H65ZM86 99V104H85V102H84V98ZM87 97V98H86ZM97 97V98H96ZM131 97V98H130ZM242 97V98H241ZM128 98V100H125V102H124V99H127ZM130 98V99H129ZM241 98V99H240ZM70 100V101H68V100ZM77 99V100H76ZM79 99V100H78ZM84 99V100H83ZM117 100V102H116V100ZM121 99H122V101L124 102H120L121 101ZM237 99L239 100V102L237 101ZM98 100V101H97ZM114 100V101H113ZM243 102L242 104L240 103L241 101ZM245 100V101H244ZM59 103H61V104H57L58 102ZM67 101V102H66ZM82 101V102H81ZM97 101V102H96ZM246 101H248L247 103H249L250 101L252 102H250L249 104H247L246 103ZM63 102V103H62ZM68 102L70 103V104H68ZM115 102V103H114ZM118 102H120V105L122 104L123 106L122 107H119V103ZM127 102V103H126ZM153 102H154V100H152L150 103H149V108H153V106L154 105H152L153 104ZM236 102H237V104H236ZM77 103V104H76ZM84 103V104H83ZM87 103H89L88 104V107H86L87 106ZM92 103V104H91ZM125 103H126V106L128 107H126V106H124L125 105ZM172 103V102H171ZM203 103V102H202ZM201 102L200 103H194L193 104V106L192 107H194V108H199V110L201 109H203V108H205V106L202 104ZM246 103V105H243V104H245ZM64 104V105H63ZM113 104V105H112ZM60 105V106H59ZM66 105H67V108H66ZM78 105H79V107H78ZM115 105V106H114ZM152 105V106H151ZM239 105V106H238ZM63 106V107H62ZM68 106H69V108L71 109L72 107H73V109H71V111H70V109L68 108ZM90 106V107H89ZM243 106V108L240 110L239 109V107H242ZM248 106H246L245 108H247ZM56 107H57V109H56ZM59 107V108H58ZM64 107H65V112L68 110V111H70L71 112V116H70V113L69 112H64ZM113 107H115V108H113ZM76 108V109H75ZM83 109V110H82ZM127 109V110H126ZM239 109V110H238ZM60 110V111H59ZM125 110V111H124ZM129 110V111H128ZM166 110L169 112V113H171V116H172V118L174 119V120H180V116L182 115V118L181 119H184L183 117H186L185 115H186V112H181L180 110L179 111H176V110H173L172 109V104L171 105H167V107H166ZM172 110V111H171ZM205 110V109H204ZM225 110L227 111V112H225ZM239 111V112H237V114H239L240 113V115H243V113H244V115L246 114V116H247V118L245 117V116H242L243 118L241 119V118H239V117H235V119H234V122H232V123H230V120L232 121L233 120V115L236 113V111ZM75 111V113L77 112L79 115H77V113H76V115H75V117H74V115L72 114L73 112ZM79 111V112H78ZM112 111V112H111ZM115 111V112H114ZM240 111H244V112H240ZM50 112H49V114H50ZM89 112H91V113H89ZM130 112V113H129ZM175 112H176V114H175ZM180 112H181V115H180ZM61 113V114H60ZM65 113V114H64ZM114 113H116V114H114ZM129 113V114H128ZM179 113V114H178ZM228 115H227V114ZM62 114H64V115H62ZM66 114H67V116H66ZM81 114V115H80ZM88 114V115H87ZM90 114H92V116L90 115ZM127 114V115H126ZM175 114V115H174ZM90 115V116H89ZM174 115V116H173ZM178 115V116H177ZM180 115V116H179ZM228 117V118H226V116ZM240 115H236V116H240ZM78 116V117H77ZM81 116V117H80ZM89 116V117H88ZM93 116H94V118H93ZM177 116V117H176ZM235 116V115H234ZM65 117V118H64ZM74 117V118H73ZM86 118V119H84L83 120V118ZM241 117V116H240ZM59 118V119H58ZM64 118V120H62ZM82 120H81V119ZM124 118V117H123ZM232 118V119H231ZM52 119V120H51ZM70 119H72V121L70 120ZM75 119V120H74ZM240 119V120H239ZM243 119V120H244ZM49 120H51L52 121V123L50 124V121ZM59 120V121H58ZM61 120V121H60ZM67 120H68V122H67ZM90 120H92L90 123H89V121ZM226 121V123H225V121ZM237 120H239V121H236ZM242 120V121H243ZM255 121H253V123H255V125L256 126H258V123H256L257 122V119H254ZM42 121V122H41ZM63 121H65V122H63ZM73 121H74V124H72L73 123ZM78 123H80V124H78ZM85 121V124L83 125V123L82 122H84ZM63 122V123H62ZM71 122V126L69 125V123ZM93 122V123H92ZM67 123H68V125H67ZM87 123V124H86ZM234 123H236V124H234ZM48 124L50 125V126H48ZM58 124H60V125H58ZM142 124V123H141ZM195 124H196V122L195 121H190L189 122V126L190 127H194L195 126ZM227 124V127L226 126H224V125H226ZM64 125V126H63ZM75 125V126H74ZM78 127H77V126ZM82 125V126H81ZM223 125V126H222ZM230 125H232L233 127H234V125H235V130L232 128V130H231V128L230 127H232V126H230ZM254 125V124H253ZM59 126V127H58ZM230 126V127H229ZM48 128V131H47V128ZM50 127H52V128H50ZM75 127L78 129H75ZM80 127H81V129H80ZM220 127V126H219ZM224 127V128H223ZM45 128V129H44ZM50 128V129H49ZM57 128V129H56ZM59 128V129H58ZM84 128H88L90 131L92 130V136H91V138L89 137V138H87L85 141H82L81 142V139L79 138V136H81L82 137V135H79V134H81L83 131H81V130H83ZM249 128V129H248ZM80 129V130H79ZM223 129H224V131H223ZM237 129V130H236ZM238 129H239V132H238ZM50 130V131H49ZM76 130V131H75ZM226 130V131H225ZM231 130V133L229 132ZM234 130V131H233ZM246 130V131H245ZM259 130V131H258ZM263 130V131H262ZM75 131V132H74ZM79 131V132H78ZM81 131V132H80ZM236 131V135L233 133V132H235ZM253 132V133H251V132ZM53 132V133H52ZM257 132V133H256ZM259 132V133H258ZM79 133V134H78ZM241 133V134H240ZM231 134H234V136H235V138H236V136H238L240 139H242L241 140V142H240V144L241 145H243L244 144V149L245 150H242V149H240L239 151L241 152V154H240V152H238V149H236L237 151H234V148H235V146L233 147L232 146V143L234 142V137L231 135ZM238 134V135H237ZM247 134V135H246ZM252 134V135H251ZM260 134V135H259ZM76 135H77V137H76ZM230 135V136H229ZM242 135V136H241ZM254 135H255V137H254ZM73 136V137H72ZM241 136V137H240ZM257 136H258V138H257ZM75 137V140L73 139ZM237 137V138H238ZM251 137V138H250ZM260 137H262L263 139H261ZM228 138H232V140L231 141H233V142H231L230 141V144H231V146L230 147H228L227 146V144H229V142H228ZM248 138V139H247ZM72 139V140H71ZM76 139H79V140H77V142H76ZM228 139V140H227ZM253 139V140H252ZM69 142H68V141ZM204 140H205V135L203 134V133H200V134H198L195 138H191L190 139V137L186 140V141H184V142H181V144H185V143H189V142H193V144H194V146L196 147V148H201V145L203 144V142H204ZM246 140V141H245ZM250 140H252V141H250ZM256 140H258V141H256ZM261 140V141H260ZM47 141V143H45ZM66 142V143H65ZM74 142V143H73ZM177 141H175V142H173V148L174 149H177V143H176ZM258 142V143H257ZM82 143L84 144L85 143V147L83 148V145H82ZM179 143V142H178ZM248 143V144H247ZM251 143H252V145H251ZM257 143V144H256ZM44 144H49L48 146L47 145H44ZM72 145V148H71V145ZM75 144V145H74ZM247 144V145H246ZM259 144V145H258ZM73 145H74V147H73ZM81 145V146H80ZM170 145H172V144H170ZM169 145V147L171 148V149H173L172 148V146H170ZM176 145V146H175ZM256 145V146H255ZM41 146L42 147H44V148H41ZM247 146L249 147V148H247ZM39 147V148H38ZM65 147H67V148H65ZM69 147H70V149H69ZM233 149H232V148ZM246 147V148H245ZM255 147H257V148H255ZM46 148H49V149H46ZM57 148V149H56ZM78 148V149H77ZM231 148V149H230ZM59 149H60V151L62 150V152H60L59 151ZM246 149H247V151H246ZM260 149V150H259ZM42 150H45V151H43L42 152ZM65 152H64V151ZM70 150V151H69ZM73 150V151H72ZM76 150H77V152H76ZM170 152H169V151ZM166 152L167 153H165L166 155L168 154L169 156H171L170 154H174V150H170V149H168ZM48 151V152H47ZM80 151V152H79ZM83 151V152H82ZM85 151L87 152V153H85ZM171 151H172V153H171ZM233 153H232V152ZM263 151V152H262ZM47 152V153H46ZM52 152V153H51ZM247 152V153H246ZM259 152H260V154H259ZM51 153V154H50ZM56 154V157H55V154ZM81 153V154H80ZM170 153V154H169ZM228 153V154H227ZM246 153V154H245ZM259 155H258V154ZM263 153V154H262ZM43 154V155H42ZM45 154V155H44ZM61 154H62V156H61ZM65 154V155H64ZM68 154V155H67ZM71 154V156H69ZM77 154V155H76ZM88 154V155H87ZM227 154V155H226ZM254 154H255V156H254ZM33 155V156H32ZM64 155V156H63ZM82 155V156H81ZM167 155V157H169ZM226 155V156H225ZM237 155V156H236ZM242 155V156H241ZM251 155L253 156V157H251ZM36 158H35V157ZM219 156V157H218ZM230 156V157H229ZM239 156V157H238ZM241 156V157H240ZM261 156H263V157H261ZM62 157V158H61ZM64 157V158H63ZM79 157V158H78ZM84 157V158H83ZM89 157V158H88ZM238 157V158H237ZM249 157H250V159H249ZM245 158V159H244ZM248 158V160H246ZM59 159V160H58ZM84 159V160H83ZM85 159H87V161L85 160ZM242 159V160H241ZM257 159H260V160H257ZM263 161H262V160ZM54 160V161H53ZM90 160V161H89ZM186 160L190 163L191 161H193V156L191 157L190 156V158L188 157V156H186ZM243 162L242 164H241V161ZM250 160V161H249ZM32 162V163H30V162ZM37 161V162H36ZM64 162V163H61V162ZM67 161V162H66ZM71 161V162H70ZM85 161V163L83 164V163H81V162H84ZM261 161V162H260ZM35 162V163H34ZM57 162V163H56ZM87 162V163H86ZM246 162H247V164H246ZM249 162H250V165H249ZM34 163V164H33ZM53 163H54V165H53ZM72 163V164H71ZM78 163H80V164H82L83 165V167H81L82 165H80V164H78ZM193 163V162H192ZM219 163H220V165H219ZM261 163V164H260ZM260 164V165H259ZM57 165V166H56ZM64 165V166H63ZM73 165V166H72ZM244 165V166H243ZM253 165V164H252ZM54 166V167H53ZM72 166V167H71ZM51 167H53L52 168V170H51ZM80 167H81V169H80ZM214 167H216V166H214ZM218 167H216V168H218ZM224 167V168H223ZM49 168V169H48ZM67 168V169H66ZM76 168V169H75ZM30 169V170H29ZM55 171H54V170ZM65 171H64V170ZM260 169V170H259ZM33 170V171H34ZM81 171V172H79V171ZM255 170H257L256 172H255ZM259 170V171H258ZM57 171V172H56ZM27 172H29V173H27ZM65 172V173H64ZM253 172V171H252ZM50 173L52 174V175H50ZM58 173V174H57ZM72 173V174H71ZM74 173V174H73ZM260 173V174H259ZM26 174V175H25ZM49 174V175H48ZM260 175H262V176H260ZM28 176V177H29ZM62 176V177H61ZM103 176V175H102ZM257 176V177H256ZM55 177V178H54ZM61 177V178H60ZM104 177L105 176H103V177H100L102 180L104 179ZM223 177H225V178H223ZM249 177V178H248ZM250 177H251V179H250ZM255 177V178H257V179H255V181L253 182V178ZM17 178H19V179H17ZM48 179V180H46V179ZM72 178V179H73ZM213 178H214V180H213ZM248 178V179H247ZM259 178V179H258ZM52 179V180H51ZM71 179V180H72ZM209 179V178H208ZM18 180H20L19 181V183H18ZM21 180H23V182L24 183H22V181ZM25 180V181H24ZM70 180V181H71ZM252 180V181H251ZM48 181V182H47ZM100 181V180H99ZM99 181L97 182V184H96V186L95 187H97L100 183H99ZM263 181V182H262ZM16 182V183H15ZM20 182H21V184H20ZM49 182H50V184H49ZM53 182V183H52ZM55 182H56V184H55ZM58 182V183H57ZM247 182V183H246ZM253 182V183H252ZM99 183V184H98ZM223 183V184H222ZM18 184V185H17ZM20 184V185H19ZM206 184V183H205ZM221 184V185H220ZM243 184V185H242ZM254 184V185H253ZM17 185V186H16ZM64 185V186H63ZM209 185H210V187H209ZM242 185V186H241ZM12 186V188H11V190L9 191V192H14V194L12 193H8L7 194V198H6V200H5V206H3L4 208L3 209H5V207L7 208L6 209V211H4L3 210V214H6L7 216H2L3 217V219H5L6 218V221L7 220H11L12 218H13V215L16 213V211H17V205L14 207V204H16V198L12 201V200H10V199H12V197H14L15 195H16V193H17V190L14 188ZM204 186V187H205ZM236 186V187H235ZM241 186V187H240ZM247 186V185H246ZM253 186H254V188H253ZM98 187H100V185L98 186ZM95 188L94 190H95V192H96V190L97 189H99V188ZM222 187H223V189H222ZM236 188V190H234L233 188ZM252 187V188H251ZM226 188V189H225ZM251 188V189H250ZM15 189V190H14ZM41 189V190H40ZM52 190V191H51ZM48 191V192H47ZM99 191V190H98ZM223 191V192H222ZM232 191H233V193H232ZM218 192H219V194H218ZM236 192V193H237ZM48 193V194H47ZM50 193V194H49ZM57 193V194H56ZM61 193H62V195H61ZM229 194V196H227L228 194ZM255 193V194H254ZM259 193V194H258ZM262 193V194H261ZM11 194V195H10ZM45 194V195H44ZM220 197H219V196ZM12 196V197H11ZM35 196H36V198H35ZM45 196H46V198H45ZM53 196V197H52ZM9 197H10V199H9ZM16 197V196H15ZM89 197V196H88ZM88 197L86 196L84 199H83V201L85 202L87 199H88ZM91 197V196H90ZM90 197H89V199H90ZM218 197V199H216ZM34 198H35V200H34ZM45 198V199H44ZM53 198V199H52ZM209 198V199H208ZM224 198V199H225ZM88 199V200H89ZM10 200V201H9ZM34 200V201H33ZM42 200V201H41ZM44 200V201H43ZM9 201V202H8ZM14 201H15V203H14ZM54 201V202H53ZM7 202L10 204V205H8L7 204ZM40 202H41V205H40ZM52 204H51V203ZM87 202V201H86ZM85 202V203H86ZM11 203H13V205L11 204ZM256 204V205H255ZM4 205V204H3ZM7 205H8V207H7ZM40 205V206H39ZM219 205V206H218ZM14 207V209L16 210H13V209H11V208H13ZM213 206V207H212ZM210 207V208H209ZM254 207V208H253ZM257 209H256V208ZM253 208V209H252ZM10 209V210H9ZM157 209V208H156ZM209 209V210H208ZM215 209H216V211H215ZM259 209V210H258ZM12 210V211H11ZM258 210V211H257ZM260 210H261V212H260ZM13 211H14V214H13ZM156 211V210H155ZM159 211V210H158ZM252 211V212H251ZM11 212V213H10ZM37 212V213H36ZM157 212V211H156ZM251 212V213H250ZM258 212V213H257ZM9 214H10V216H12V218L9 216ZM259 215V216H258ZM262 217H261V216ZM37 216H38V218H37ZM45 216V217H44ZM197 216H198V219H197ZM8 217V218H7ZM43 217V218H42ZM200 217V218H199ZM217 218H219L218 216L216 217V219ZM35 219V220H34ZM38 221H37V220ZM262 219H263V221H262ZM249 220V221H248ZM35 221V222H34ZM3 222H5V220L3 221ZM38 222V223H37ZM199 222V221H198ZM202 222H201V220H200V222L198 223L199 225L201 224L202 225ZM257 222V223H256ZM31 223V224H30ZM34 223V224H33ZM35 223H37V224H35ZM75 223L76 222H73L72 223V225L70 226V228H72V229H70L69 228V230H75L76 228H77V226L75 225ZM250 223V224H249ZM259 223V224H258ZM4 223H1L0 224V227H1V225H3ZM74 224V225H73ZM194 223H192L191 224V228L190 227H188L189 228V230H186V232L187 233H189V235H187L186 234V239L184 240V242H183V247L184 248H186V249H188V250H190L189 252H188V254H190V256H191V258L193 257H195V258H199L201 255H200V253L202 252V248H201V246H200V242H198V240L199 239H201V237L199 236V235H201V228H199V230H198V236H197V229L198 228H196V231H195V227H194V225H193ZM29 225V226H28ZM207 225H205V226H207ZM252 225L254 226V227H252ZM28 226V228H26ZM30 226H31V228H30ZM190 226V225H189ZM261 226V227H260ZM196 227H198V226H196ZM250 227V228H249ZM260 227V228H259ZM187 228V229H188ZM194 228V229H193ZM257 228V229H256ZM191 229V230H190ZM252 229H254V230H252ZM34 230V229H33ZM23 231H24V233H23ZM31 231V233H30V236H31V238L29 237V232ZM196 232V233H195ZM26 234H28V236L26 235ZM67 234V233H66ZM195 235L198 237H195ZM250 237H249V236ZM27 238H25V237ZM34 236V235H33ZM66 235H64V237H63V240L65 241V239H66V237H65ZM188 236V237H187ZM24 238V240H23V238ZM29 237V238H28ZM194 237H195V239H194ZM249 238V240H248V238ZM252 237V238H251ZM191 238H193L192 240H191ZM196 238H197V240H196ZM18 239V240H17ZM22 240V241H21ZM248 240V241H247ZM193 241V242H192ZM197 241V242H196ZM252 241V242H251ZM258 241H259V243H258ZM20 242V243H19ZM26 242V243H25ZM247 242H249V244H246ZM25 243V244H24ZM193 243H194V245H195V247L193 246ZM197 243V244H196ZM23 246H22V245ZM253 244V245H252ZM21 245V246H20ZM190 245H191V247H190ZM196 245H198V246H196ZM247 245H248V247H247ZM14 246V247H13ZM18 246V247H17ZM191 248V249H189V247ZM200 248V250H199V248ZM255 247V248H254ZM16 248H18V249H16ZM198 248V249H197ZM252 248V250H249V249H251ZM11 249V250H10ZM18 250V251H16V250ZM196 249V250H195ZM248 249V250H247ZM254 249V250H253ZM256 249V250H255ZM15 252H14V251ZM20 250V251H19ZM192 250V251H191ZM249 251V252H248ZM12 252V253H11ZM17 252V253H16ZM192 252V253H191ZM246 253V254H245ZM19 254H21L20 256H16V255H19ZM248 254V255H247ZM197 257H196V256ZM255 255L257 256V257H255ZM49 256V258H48V262L51 260V258L50 257H53V255L52 254H50V255H48ZM245 256V257H244ZM7 258H8V260H7ZM246 258V259H245ZM245 259V260H244ZM9 261V262H8ZM47 262V263H48ZM12 264H14L13 262H12ZM163 264V263H162Z\"/></svg>","mask_w":264,"mask_h":264}]
</instances>
